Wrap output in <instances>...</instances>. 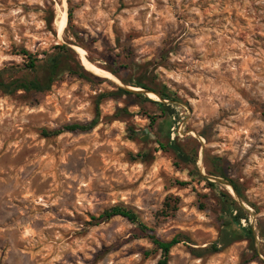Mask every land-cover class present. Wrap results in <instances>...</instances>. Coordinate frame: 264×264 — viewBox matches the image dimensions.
Listing matches in <instances>:
<instances>
[{
	"label": "rangeland",
	"instance_id": "1",
	"mask_svg": "<svg viewBox=\"0 0 264 264\" xmlns=\"http://www.w3.org/2000/svg\"><path fill=\"white\" fill-rule=\"evenodd\" d=\"M71 26L88 50L70 46L105 81L0 92V264H157L160 252L137 225L119 216L89 224L114 205L134 210L162 240L183 237L168 264H264V0H0V70L22 66L21 49L42 58L73 41ZM133 79L171 91L167 117L118 92L143 93L125 84ZM97 107L93 130L43 137L44 129L90 122ZM147 115L162 119L151 126ZM168 122L170 139L197 151L195 165L160 148ZM139 130L149 139L131 138ZM229 180L243 195L230 193L254 246L238 241L197 257L194 249L219 238L217 197L229 193ZM171 194L180 208L159 220Z\"/></svg>",
	"mask_w": 264,
	"mask_h": 264
},
{
	"label": "trees",
	"instance_id": "2",
	"mask_svg": "<svg viewBox=\"0 0 264 264\" xmlns=\"http://www.w3.org/2000/svg\"><path fill=\"white\" fill-rule=\"evenodd\" d=\"M73 10V6L69 7L67 13L68 16H66V19L68 17L69 26L73 19ZM50 14L53 17V11H50ZM52 19L53 18H51L49 15L45 17L47 25L52 24ZM67 29H71L73 41L68 40L66 43L54 46L50 51L42 53V58L39 57V54L31 53L26 49L19 50L17 54L22 56L23 64L22 66H18L16 68L8 67L0 70V92L5 96H12L18 92H23L26 94L34 93L40 95L47 94L51 90L52 86L59 82H64L70 78L85 81L90 84L101 83L105 81V79L94 75L84 67L77 53L70 45L77 44L86 50H88V48L86 45H84V43H82L80 34L77 33L73 26L70 28L68 27ZM112 73L114 72L112 71ZM7 74L8 77H6ZM15 74L20 75L15 77ZM125 84L133 88L143 89L144 92L134 93L133 91L118 88L119 93L125 95H134L138 98H143L147 102L154 103L158 106L163 118L167 117V112L170 106L164 103V101L174 102V98L171 95V91L166 86L163 85L159 88L152 87L137 79L130 80ZM146 92H150V94L155 99H157L158 96L161 101H152V99H149L146 96ZM150 94L149 96H151ZM106 96H110V94H102L100 95V98H104ZM147 118L150 120L151 126H154L158 119H162L157 115H147ZM98 123L99 109L97 107L96 116L90 122L69 124L52 131L44 129L42 130V135L45 138H49L57 137L66 132H88L93 130ZM171 125L172 123L168 122L167 142L166 144L159 143L160 148L163 150L169 149L180 161L190 165H195L197 151L194 152V155H189V153L182 148L178 139L171 140L169 134ZM132 134L133 137L131 138H141L144 140L149 139V134L145 132V130L135 131L132 132ZM189 172L192 175L196 174L199 176V178L205 181L212 190H215L216 184L211 182L208 178L200 176L199 172L197 171L192 173L190 170ZM218 174L220 173L217 171H215V174L210 173V175L215 176H218ZM229 183L238 197L243 199V195L236 183L232 180H229ZM178 184L180 186L189 185L187 182H179ZM231 186L227 185L229 193L226 191H221L217 197L220 205L219 217L221 220L219 238L217 241L204 249H194L193 252H195L197 257L202 256V252L209 254L219 253L224 248L238 241L247 240L250 246H254L255 232L250 225H247L246 227L242 226V220L247 221V215L239 203L230 194L234 193ZM180 203V197L172 194L167 196L162 203V208L159 210V212H157V218L159 220L174 218L180 208ZM118 216L126 219L130 223L137 225V228L142 233L143 237L153 245L156 251L160 252V259L158 260L157 264H168L171 250L184 241L181 235H176L167 241L162 240L157 236L154 229L148 227L140 221L139 215L134 210L123 205H114L104 210L97 217L90 216L92 223L89 224L97 225L101 222L108 221ZM260 234L264 239V232L261 231Z\"/></svg>",
	"mask_w": 264,
	"mask_h": 264
},
{
	"label": "water",
	"instance_id": "3",
	"mask_svg": "<svg viewBox=\"0 0 264 264\" xmlns=\"http://www.w3.org/2000/svg\"><path fill=\"white\" fill-rule=\"evenodd\" d=\"M146 93H150V92H146ZM152 94H153V93H152ZM229 185H230V184H229ZM230 186H231V185H230ZM231 188H232V186H231ZM232 189H233V188H232ZM233 191H234V189H233ZM234 193L236 194V192H235V191H234ZM234 193H233V194H234Z\"/></svg>",
	"mask_w": 264,
	"mask_h": 264
}]
</instances>
